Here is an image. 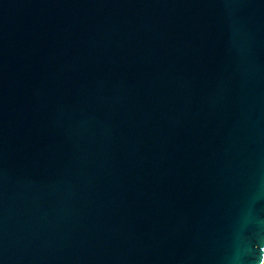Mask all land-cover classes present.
I'll return each instance as SVG.
<instances>
[{"label": "water", "instance_id": "95a60500", "mask_svg": "<svg viewBox=\"0 0 264 264\" xmlns=\"http://www.w3.org/2000/svg\"><path fill=\"white\" fill-rule=\"evenodd\" d=\"M264 0H0V264H261Z\"/></svg>", "mask_w": 264, "mask_h": 264}, {"label": "bare ground", "instance_id": "6f19581e", "mask_svg": "<svg viewBox=\"0 0 264 264\" xmlns=\"http://www.w3.org/2000/svg\"><path fill=\"white\" fill-rule=\"evenodd\" d=\"M261 264H264V257H262Z\"/></svg>", "mask_w": 264, "mask_h": 264}]
</instances>
